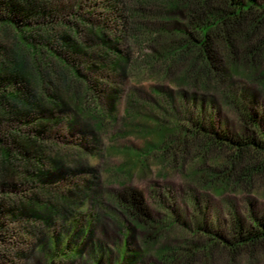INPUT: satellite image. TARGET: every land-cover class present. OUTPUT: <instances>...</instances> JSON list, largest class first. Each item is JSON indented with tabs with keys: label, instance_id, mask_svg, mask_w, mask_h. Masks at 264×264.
Wrapping results in <instances>:
<instances>
[{
	"label": "trees",
	"instance_id": "obj_1",
	"mask_svg": "<svg viewBox=\"0 0 264 264\" xmlns=\"http://www.w3.org/2000/svg\"><path fill=\"white\" fill-rule=\"evenodd\" d=\"M57 1L0 0V189L18 182L35 187L36 179L51 177L41 157L30 155L31 149L41 152L45 145L44 128L56 124L60 114L73 105L80 110L91 102L97 108L107 81L132 73L127 49L140 43L148 48L149 71L158 66L164 76L175 71L179 83L222 89L220 96L245 128L236 136L211 119L204 122L199 116H187L172 123L169 135L150 150L160 152L163 161L178 165L181 171L190 158L197 167L192 177L208 188L251 192L255 181L264 180L260 117L246 105L243 91L230 84L234 78L245 80L264 96V0H77L66 8V18L65 8L60 9ZM117 16L123 19L122 27L114 25ZM96 116L99 119L89 116L95 125L83 127L100 128L105 115L100 111ZM217 154L220 161L216 159L213 168L209 162ZM52 163L54 170H63L64 161ZM41 191L21 198L20 212L47 222L54 217L50 205L55 203L49 197L39 202ZM62 200L69 205L67 198ZM113 201L136 230L155 231L143 237L139 247L159 239L162 228L154 223L142 191L123 186ZM16 202L12 199L11 204ZM229 215L227 233L204 219L197 220L188 233L202 237L204 243L162 246L157 260L186 262L207 255L211 248L224 251L231 259L264 253V213L249 206L245 216L234 210ZM115 223L121 230L120 222ZM127 236L128 232L113 248L118 255L115 261L102 263L92 257L90 264H133V258L144 263L147 255L131 252ZM45 239L37 253L29 252L32 264H41L40 258L42 264L73 263L78 258V243H60L53 236Z\"/></svg>",
	"mask_w": 264,
	"mask_h": 264
},
{
	"label": "rangeland",
	"instance_id": "obj_2",
	"mask_svg": "<svg viewBox=\"0 0 264 264\" xmlns=\"http://www.w3.org/2000/svg\"><path fill=\"white\" fill-rule=\"evenodd\" d=\"M76 3L77 0H58L55 4L65 8L66 18V8ZM113 21L122 27V18ZM146 47L140 43L131 50L126 48L131 55L132 73L107 81L98 109L91 102L82 105L81 111L73 105L60 114L56 124L44 128L41 137L45 145H41V152L31 149L30 155L41 157L43 169L51 170V177L36 179L35 187L18 182L15 187L0 189V264H32L29 252L33 249L37 253L45 236H53L60 243L69 240L70 244H79L78 258L73 263L61 260L60 264H90L92 257L100 258L102 263L107 259L115 261L118 255L113 248L122 243L127 232L131 252L147 255L142 264H163L157 260L162 246L204 243L202 237L188 233L195 221L204 219L227 233L230 211L245 216L251 206L253 211L264 213V180L255 181L251 192L208 188L192 177L197 167L190 158L181 171L178 165L163 161L160 152L150 150L169 135L172 123L184 121L187 116H199L204 122L211 119L220 129L236 136L245 128L220 96L222 89L206 90L185 81L179 83L175 71L164 76L158 66L149 71ZM231 83L236 86L234 90L243 91L246 105L259 115L264 130V96L245 80L234 78ZM100 111L105 115L100 120L101 127L85 129L86 123L95 125L89 116L99 119L96 115ZM218 158L219 154L209 162L213 168ZM53 160L64 161L62 171L54 170ZM123 186L142 191L154 223L162 228L159 239L144 247L141 243L139 247V242L155 231L136 230L115 206L113 195ZM39 188L44 190L37 195L39 202L49 197L55 203L50 205L54 217L47 222L32 217V213L20 212L24 206L20 199L33 197ZM64 198L69 205H64ZM12 199L17 201L15 205ZM115 221L120 222L121 230ZM135 259L131 263L141 264ZM175 264H264V253L231 259L224 251L211 248L207 255Z\"/></svg>",
	"mask_w": 264,
	"mask_h": 264
}]
</instances>
